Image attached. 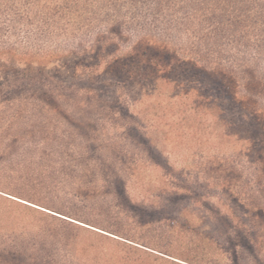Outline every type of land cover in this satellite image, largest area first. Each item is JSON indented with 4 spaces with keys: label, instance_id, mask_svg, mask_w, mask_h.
I'll return each mask as SVG.
<instances>
[{
    "label": "rangeland",
    "instance_id": "rangeland-1",
    "mask_svg": "<svg viewBox=\"0 0 264 264\" xmlns=\"http://www.w3.org/2000/svg\"><path fill=\"white\" fill-rule=\"evenodd\" d=\"M188 38L153 41L190 53V32ZM26 70L31 76L24 84L31 89L13 106H0V264H27L30 257L49 253L63 264H169L141 256L143 250L191 264H264V235H251L247 247L230 246L228 235L236 225L211 216L219 206L210 198L216 196L212 184L223 177V145L212 149L199 132L181 138L179 125L161 124L151 136L158 141L155 149L141 115L123 105L113 108L86 89L59 86L56 78L40 79L35 66ZM242 76L252 96L264 99L262 73L249 69ZM57 97L63 101L57 103ZM133 177L152 184L137 186ZM116 178L129 179L127 191L136 205ZM236 191L255 211L250 218L260 215L264 166L252 185ZM203 215L200 228H188Z\"/></svg>",
    "mask_w": 264,
    "mask_h": 264
},
{
    "label": "trees",
    "instance_id": "trees-1",
    "mask_svg": "<svg viewBox=\"0 0 264 264\" xmlns=\"http://www.w3.org/2000/svg\"><path fill=\"white\" fill-rule=\"evenodd\" d=\"M189 32L190 53L153 41L182 36L188 41ZM31 66L40 79L56 78L59 86L86 89L113 108L123 105L141 115L155 149L158 141L151 136L161 124L179 125L181 138L199 132L212 149L223 145V177L212 184L216 196L210 198L219 206L211 216L236 225L228 235L230 246L247 247L251 235H264V209L250 218L255 211L236 191L252 185L264 166V99L252 96L242 76L251 69L262 73L264 83V0H0V106H13L31 89L24 84ZM129 96L133 101L127 103ZM158 110L164 113L158 116ZM133 179L137 186L152 184ZM128 180L116 178L115 184L136 205ZM204 218L190 221L188 228H200ZM141 253L154 262L191 264L166 253L168 258ZM26 261L63 264L53 253Z\"/></svg>",
    "mask_w": 264,
    "mask_h": 264
}]
</instances>
